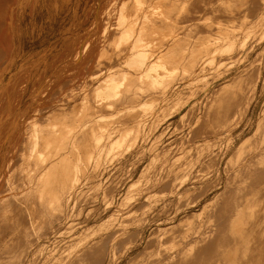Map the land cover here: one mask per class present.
<instances>
[{"label": "rangeland", "instance_id": "obj_1", "mask_svg": "<svg viewBox=\"0 0 264 264\" xmlns=\"http://www.w3.org/2000/svg\"><path fill=\"white\" fill-rule=\"evenodd\" d=\"M155 1L157 4L159 2V4L162 5L167 0H163V3L160 2L161 0ZM190 1L194 4L200 2L198 0ZM254 1L255 0L252 2L251 0L252 3L250 2L245 12L242 13L244 15L237 18V22H240L247 14L249 15L254 11V5L260 2ZM169 3L177 5L176 0H170ZM145 4L146 0H139V3L136 0H0V77L3 76L1 77L3 84L1 83L0 85V206H4L2 210L0 208V254H2L3 251L7 253L8 248H31L35 254L39 253L37 263L47 264L58 257L62 252L64 255L72 253V248L75 243L78 249L91 239H97L92 245H87V251L82 255V259L88 261L85 264H128L132 260V262L135 263L131 262V264H140L143 258L137 259L136 257V259H131L132 255L137 253L140 249L143 252L145 251V253L149 252L161 241L166 240V236L162 238L159 237L160 239L153 236L158 229L180 221L190 212L200 210L202 205L207 200H212L216 193L220 194L212 204L210 212L213 208L221 204L222 200L226 197L227 191L223 189V186L226 179L225 173L227 171H225V166L228 161L227 158L228 156H232L231 152L240 141L255 130L257 119L264 114V87L262 88L258 83L254 97L250 99L247 96V89H250L252 80L256 78L254 70L251 71L252 74L250 73L251 76L248 82L249 88H245V83H243V85L238 84V79H234V81L229 82V86L222 91L223 93L221 96H229L231 108L227 119L220 123H216L215 121L211 124L212 121L206 117L196 121L197 116L200 115L201 111L204 109V105H206V99L204 100L203 97L202 81L198 82V80L192 79L189 75L190 71H182L183 73L180 71L178 75H173L174 77L176 76L175 78L171 77L172 80H170V83L176 87L178 93L177 97H163L160 95L161 92H155L152 94V97H150L151 95L147 96L144 99L146 104L142 105V108L140 107L142 111L140 113L137 112L139 111L137 108L134 109L135 113L132 112V116L130 117H132L131 119L133 120L127 118L129 116L128 113L131 114V111H129L131 109H129L128 112H124L125 110L119 111V115H124H121L122 117L119 116L120 118L117 116L118 113L116 115L118 110L115 112V110H111L112 108H106L107 110L105 109V111L110 110L108 113L103 112V109L100 110L102 115H105V119L108 118V121L110 120L109 115H116L117 118L113 115L116 119L114 117L112 118H114L117 123L111 118L116 124L114 122L108 124L107 122L106 126L108 127L100 128V131H98L101 135L99 137V144H107L111 139L116 140L120 138L121 132H123V138H125V140L119 148L113 150L109 149L107 152L105 151L103 157L100 156L98 164L94 156L86 157L85 159L82 157L80 163L83 166L87 165L88 169L82 172V175H78L76 187L70 190V197L68 198L67 206H65V216L63 219H58L52 224H46L44 220H39L46 216L43 212L42 215L44 216L38 214L42 206L45 208L46 205L44 202H46V200L50 202H46L49 209V207H52V200L54 202L55 197L52 195H46L47 197H45L43 193L41 194L40 192L42 188H44L42 187L43 185L38 184V188L35 187V184H33L35 182L32 179L31 188H33L35 193H29L32 189L29 188L30 185H28V189L31 190L29 191L27 189L26 184L29 182L26 179V183L24 182L25 185L21 186V184H24V180L21 181V178H19L20 172H16L15 170L24 169L20 171H24L25 173L30 171L29 174L34 172L33 174L36 175H31L34 180H37L39 177L37 181L41 182L45 178L46 180L44 181L48 183L49 178L60 172L61 168H63L60 163L66 166V163L70 161L68 158H71L72 155L70 154L68 158H65L67 157L65 155L69 154L68 149L70 150L71 147L73 148L75 146L74 141L72 143V141H70L71 139H66L65 137L63 139L64 141L61 140L62 143H59V139L62 138H54L55 135L58 134V126L62 124L69 125L67 120L66 123L57 121L60 108L65 106V110L68 112L77 109H80L81 112H88L86 101L89 98H85L84 95L86 94V81H89V76H79V74H82L83 70L80 71L78 69V63L82 61L84 64L83 67H86V65L90 63L92 59L90 56L91 53L95 52L96 49L102 45V29L104 27L105 29H111L113 27L111 23L113 24V22L116 21L114 17L116 14L121 11H130L134 7L137 9L145 7V10H149L150 7L145 6ZM170 11L172 12V10ZM166 12L168 13L169 9H166ZM142 13L143 12L138 13L140 18ZM229 15L226 16V19ZM252 21L255 22V24L257 23V27L256 25H251L248 28L242 25L238 27L239 29L237 28V30L232 29L234 33L231 31V36H227V34V40L220 38H218L219 40L217 39L218 41L216 40L218 43H215L216 45L214 44L216 50L213 52L215 53L216 51V53H213V55L214 58H216V56L218 57L215 60L213 59L214 63L212 61L210 63V65L212 64L211 66L209 64L203 65L207 66L203 69L208 73L210 80L214 82L212 86L222 84L232 78L233 75H236L239 70L249 65L261 67V74L264 77V3L261 4L257 14L252 17ZM95 23L96 25H94ZM253 30L254 32H250ZM219 41L221 43H219ZM230 41H234L235 43ZM230 46L231 52L229 51ZM79 48H81V50ZM226 49H228V51H226ZM15 50L17 52H15ZM77 52H79L78 54L80 55L82 54L78 59H76V55H78ZM9 56L10 58L8 59ZM11 57H14V59H11ZM154 58L155 57H150L148 60L154 62L157 60V58H155V60ZM73 60L75 61L73 62ZM9 61L13 62H10L11 65L9 64L6 66ZM39 63L40 65H38ZM61 64H63L62 67ZM219 64L222 65V67H220ZM68 65H71L70 68ZM218 66L220 69H218ZM29 68L32 69L30 70ZM209 70L211 71L208 72ZM71 71L72 73H70ZM13 73L14 76L11 75ZM180 74L181 76L185 74L183 75L185 78L183 76L181 77ZM22 75L24 76L21 78ZM28 77L30 78L28 79ZM178 77L181 80L178 79ZM244 77L239 80H244ZM41 80L42 82H39ZM21 82L22 86H20ZM92 84L94 83L92 82ZM158 95L161 97L159 98ZM154 97L155 99H159L155 100ZM234 99L238 101L236 104H232ZM247 101H249V103L246 106ZM220 105L222 106V104ZM18 111L20 112V116L17 125L11 126L10 120H12L13 116L15 117L17 113L19 115ZM34 112H36V114H34ZM68 112L64 115V119L68 118ZM98 114L101 113L98 112ZM106 114L108 116H106ZM87 115L86 117L89 118L90 113L89 116ZM49 116H52V121V118L45 120V122L38 120L39 117ZM29 118L35 121L34 123L37 124L36 127H39L40 130L43 128L50 131L47 135L44 133L43 145L41 144L42 142L37 139V135L39 138L43 136L40 130H38L39 132L36 131L38 132L36 133L37 135H34V133H31L32 136L29 135V132L34 129V125H32V127L31 125H26L27 122H24ZM121 118L131 121H127V123L126 120L123 121ZM118 120H122L120 125ZM85 123L84 125H87ZM87 123L90 122L87 121ZM19 125L21 127H19ZM45 127H52V131L50 128ZM79 127L75 128L76 131L73 133H77L78 129L80 130ZM226 129L229 131L214 135L211 138L214 133ZM104 130H107V132ZM25 132L27 133L24 134ZM67 133L66 136L70 137V133L72 132ZM21 136H24V138L29 136L28 140L24 139V141L26 140L30 143L21 142ZM32 137H35V139H32ZM51 137L53 140L48 139ZM206 138L210 140V144H207V146L202 144ZM7 141L9 142L7 143ZM36 141L39 144H37ZM65 141L66 144L64 143ZM96 142L97 139L93 141V143ZM28 144H32L33 148ZM40 144L46 146V148L48 146L49 148H47V151L46 149L44 151L40 149L39 152H37L39 149H37V147H42ZM10 145L13 147L11 148ZM62 145H65V148L62 147ZM70 145L71 147H69ZM25 146H29V149H32V151L27 149L30 152H24V150L27 151ZM54 148H56V151L52 150ZM107 148L108 144L105 150ZM49 149L52 150V152H49ZM61 149L63 151H61ZM64 150L68 152L66 153ZM45 152H48L47 154L50 159H48L49 157L47 154L45 155ZM25 153L29 155L27 160L26 157H22ZM62 153L65 154L63 155ZM5 154L8 157H3ZM26 154L25 156H27ZM36 154L39 155V159H41L39 161L41 162L38 161V156H36ZM56 154L59 156L61 155V157H59L60 160L63 159V161L59 160V166H61V168L58 166L59 161L55 159L58 157ZM34 155L37 158L35 160ZM42 155L47 156L48 162L44 156L43 161L41 158ZM62 156L64 158H62ZM20 157H22V159H20ZM23 158L26 160L25 162H23ZM15 159H18L20 164L23 162L22 166L19 164L18 160ZM30 159H33V162ZM52 159L55 160V162L57 161L56 163H52L53 167L50 163L51 161H49ZM36 160L40 163V166L42 165V161L47 163V165L43 163L46 167L44 165H42V168L39 167V163L34 162ZM25 164H27L26 166L29 165V168L26 167ZM54 164H57L56 167ZM43 168L44 170L46 168V170L44 171ZM49 168H52V172L55 171L53 172L54 174L50 175L51 171ZM34 170L39 171L35 172ZM61 171L63 172V170ZM47 172L49 173L48 179L46 177L48 174ZM94 173L98 175L95 176ZM19 182L22 183L20 184ZM25 192L28 193L25 194ZM38 193L40 196H36ZM23 194L27 196L31 195L37 202L35 201L34 203L31 197L29 200L30 202H27L25 195V200H23ZM44 197L46 200H44ZM38 199L42 201L40 202ZM38 201L40 204L43 203L40 205ZM47 207L45 209H47ZM52 213L54 216H62L60 214L62 212H60L58 208L52 210ZM32 216L36 218H32ZM37 216L41 217L38 218ZM12 217H15L16 220L15 218L12 219ZM200 217L201 215L199 218ZM5 219H7V221ZM11 220L15 222L11 224ZM13 223L18 225L16 226L15 224L13 226ZM15 227L20 228L18 230L20 236L24 234V232L20 230L24 227V230L27 228L29 231L28 236L23 239L19 237L16 231L18 228ZM179 231L180 228L174 229V236L177 235ZM11 232L15 233L12 234ZM118 235L121 236V239L115 241L114 238ZM147 238V248H142ZM208 252V250L203 251L205 254H208ZM88 253L94 256L92 258L87 257L86 255ZM201 254L198 253V255H195L196 258L202 259ZM44 257H46V259H44ZM189 259L190 257H187L184 261H188ZM191 259H193V257Z\"/></svg>", "mask_w": 264, "mask_h": 264}, {"label": "bare ground", "instance_id": "obj_2", "mask_svg": "<svg viewBox=\"0 0 264 264\" xmlns=\"http://www.w3.org/2000/svg\"><path fill=\"white\" fill-rule=\"evenodd\" d=\"M136 1L139 3V0H136ZM162 1L163 0H161L160 2L163 3ZM169 1L170 0H167L162 5H160L159 2L157 4L155 0H146L145 6L150 7L149 10H145V7L137 9L133 6L134 8L131 9L130 11H127V12L121 11L118 14H116L114 16L116 21H114L113 24L111 23V25L113 27L111 29H109V28L105 29V27L102 29V33H101L102 45H100V47L98 49H96L95 52L91 53L90 56L92 59L90 60V63L88 65H86V67H83L84 64L82 61H80V63H78V69L80 71L83 70L82 74H79V76H81V75H88L89 76V78H88L89 81H86V85H87L86 94L85 93H84L85 95L83 94L85 96V98H89L88 100L86 99L87 100L86 101L87 102L86 108H88L87 109L88 112L87 113L85 111L81 112L80 109H77L75 111L70 110L68 112L65 110V108H66L65 106L60 108L57 121L60 123L61 122L66 123V120H67V123L69 125H63L62 124V125L58 126V134L55 135V138H54V139H56V137L58 139L62 138V139H59V141H60L59 143H62L61 140H63L65 137H66V139L67 138L71 139L70 141H72V143L74 141L75 146L72 148L71 145H73V144H71L69 146V147H71L70 150L68 149L69 152L67 151L69 154L65 155V156H67L65 158H68V156L70 154L72 155L71 158H68L70 161L67 162L65 160L67 162L66 163L67 165L66 166L62 165V163H60V161L61 160L63 161V159H61V160L59 159V157H61V155L59 156L58 154H56V155H58V157L55 159L58 161L60 160L58 162V166L61 164V166L63 168H61V166H59V167L61 168V170H63V172L59 169L61 173L58 172L59 173L58 174L57 171H59V170H57L56 171L57 174L52 175V174H54L53 172H55V171L52 172V168H49L51 171L50 175H52V176L49 178V173L47 172L48 174L46 175V177H47V179L49 178V181L47 180L48 183L44 181V180H46L45 178L43 180L41 178V180L44 182H42V181H41L42 183L38 182L37 180H39V177L37 180L35 179L36 180L35 181L32 178L33 175H36V174H33L34 172L29 174L30 171L28 173H25L24 171H20V170H24V169L19 170L16 168L17 170H15L16 172H18V171L20 172L19 178H21V181L24 180L23 183L25 182V179L29 182L26 184L27 189H28V185H30L29 188H31V182L33 180L35 182V183H33V184H35V187H37L38 184L43 185L42 187H44V188L41 187L42 188V191L40 192L41 194L43 193V195L45 197L50 196V195L55 197L54 202L52 200V204H51L52 207H49V209H48L47 204H46V202H48V201L44 197V200H46V202H44L46 205L45 208L47 207V209H45L44 206H42V209L39 210V212L38 211L37 212H38V214H41V215L43 212V213H45L44 215H46V216L42 215V216H44V218L39 219V220H41V221L44 220V222L46 224H48V223L52 224L55 221H57L58 219L64 218L65 206H67L66 204H67L68 198L70 197L69 192H70V190H73V188L76 187L78 175L81 174L82 172H85V170L88 169L87 165L83 166L80 163V160L82 159V157L85 159L86 157L94 156V158L96 159L97 164H98L100 156L103 157V154L105 153V151L107 152L109 149L113 150L115 148H119L121 146V144L124 142L125 138H123V132H121L120 138H118L116 140L111 139L108 141V143H107L108 148L106 150H105V148H106L107 144H103V145L99 144V141H100L99 137L101 135H100V133H98V131H100V128L108 127V126H106L107 122H108V124L112 123L115 121L117 116L119 117V116L123 115V114L119 115V111L125 110L124 112H128V110L131 109V110H129V111H131V114L128 113L129 114L128 117H127L128 114L126 115V117L128 119H131L132 117H130V116H132V112L135 113L134 109L138 108L139 111H137V112L140 113L142 111V110H140V107L142 108V105L146 104L144 99L150 95H151L150 97H152V94H154L155 92H161L160 95H162L163 97L165 96V97H169V98H175L178 96L176 87H174L170 83L171 82L170 80H172L171 77H173V78L176 77V76L174 77L173 75H175V74L178 75L180 71H181V73L186 72V71H190L191 74L189 73V75L191 76L192 79L198 80V82L202 81L203 93H204L203 97H204V100L206 99V105H204V109H203V111H201L200 115L197 116L196 121L197 120L199 121L202 118L206 117L212 121L211 124L215 121H216V123H220L221 121L227 119V117H228V113H229L230 108H231V104L229 103V96H225V95L221 96V94L223 93L222 91L225 90L229 86V84H228L229 82L234 81V79H236V80L238 79V84L243 85V83H245V88H249L248 82H249L250 76L252 74L251 71L254 70V73L256 74V78L254 80H252L250 89H247L248 90L247 96L250 99L254 97V93L258 87V83L261 85L262 88L264 87V77L261 74V67H259V66L255 67L254 65H249L248 67H246L242 70H239L236 73V75H233L232 78L229 77L230 78L229 80L223 82L222 84H220L218 86H212V84L214 83L213 80H210L208 73L206 72V70L203 69L204 67L205 68L207 67V66H203V65H208V64L210 65V63L213 61V59L215 60L218 57V56H216V58H214V55H213V53H214L213 51L216 50L214 44L218 43L217 42L219 40L218 38L227 40L226 37L230 35L232 29L237 30V28L241 27L242 25L249 28L251 25L257 24V23L255 24V22L252 21V17L255 16V14H257L258 10L261 7V4L264 3L263 2L264 0H255L254 2H258V1H260V2L255 4L254 5L255 6L254 11L249 15L247 14L240 22H237V18L242 17L244 15L242 13L245 12V10L249 6L251 0H198V1H200L198 4H196V3L194 4L190 0H179V2H178V0H176V4L178 2L177 5H173V4L169 3ZM171 1H173V0H171ZM252 2H253V0H252ZM106 8H107V6H106ZM166 9H169L170 13L169 12L167 13ZM170 10H172V12ZM139 12H143L141 15V18L138 14ZM229 13H230V15H229ZM227 15H229V17L226 19ZM251 15H253V16H251ZM94 20H95V18H94ZM94 25H96V23ZM213 27H215V28H213ZM256 27H257V25H256ZM97 29H98V27H97ZM250 32H254V30L250 31ZM232 33H234V31H232ZM238 38H235V39H238ZM230 42H232V41H230ZM219 43H221V42L219 41ZM11 45H13V44H11ZM75 46H77V45H75ZM12 47H14V46H12ZM232 47H233V45H232ZM9 48H8V50H9ZM81 48H79V49L81 50ZM230 50H231V46H230L229 51ZM226 51H228V49H226ZM15 52H17V51L15 50ZM221 52H222V50H221ZM221 52H219V53H221ZM14 53H13V55L15 57ZM78 53L79 52H77V54ZM215 53H216V51H215ZM10 54H11V52H10ZM86 54H87V51H86ZM75 55H76V53H75ZM81 55L80 54L76 55V59L80 58ZM42 56H43V53H42ZM14 57H11V59L12 58L14 59ZM150 57H155V58H157V60H155V58H154L155 61L151 62L148 60V59H150ZM9 58H10V56L8 57V59ZM22 59H24V58H22ZM51 60H52V58H51ZM69 60H71V59H69ZM5 61H6V59H5ZM74 61L75 60H73V62ZM10 62H13V61H9V63L7 62L8 64H6V66L9 65ZM20 62H21V60H20ZM22 63H23V61H22ZM213 63H214V61H213ZM38 65H40V63ZM62 65L63 64H61V67H62ZM70 66H69V68H70ZM218 67H216V68H218ZM220 67H222V65H220ZM220 67L218 69H220ZM12 68H13V66H12ZM16 70H18V69H16ZM210 71L211 70H209L208 72H210ZM1 73H2V71H1ZM70 73H72V71ZM186 74H188V73H186ZM11 75L14 76V73ZM11 75H9V76H11ZM27 75H28V73H27ZM183 75H185V74H183ZM23 76L24 75H22L21 78ZM180 76H181V74H180ZM1 77H3V76H1ZM1 77H0V85L2 83ZM243 77H244V80H239V79H242ZM29 78L30 77H28V79ZM37 78H38V76H37ZM215 78H217V77H215ZM178 79H180V78L178 77ZM49 81H51V80H49ZM49 81H48V83H49ZM39 82H42V80ZM45 82H46V79H45ZM92 82L94 84H92ZM59 85H61V84H59ZM20 86H22V82H21ZM38 86H39V83H38ZM31 88H32V86H31ZM19 89H20V87H19ZM37 90H39V89H37ZM5 91H6V88H5ZM200 91H201V89H200ZM38 92H40V91H38ZM19 93H21V92H19ZM22 93H23V91H22ZM35 94H36V92H35ZM29 95H30V91H29ZM32 97H33V95H32ZM158 97H159V95H158ZM19 98H21V97H19ZM159 98L155 99V97H154L155 100H157ZM31 100H32V98H31ZM29 102H30V100H29ZM237 102L238 101L234 99L232 104H236ZM48 103H50V102H48ZM248 103H249V101L246 102V106ZM27 104H28V102H27ZM220 104H222V106ZM17 107H19V106H17ZM33 108H34V106H33ZM86 108H84V109H86ZM106 108H112L111 110L112 111L115 110V112H116V110H118L116 112V115L118 113L117 116L114 114L109 115L110 116L109 121H111V122L108 121V118L105 119V115L103 116L102 112H100V110L103 109L104 110L103 112L108 113L110 110L105 111ZM242 109H243V107H242ZM17 110H18V108H17ZM30 110H33V109H30ZM8 111H9V109H8ZM27 112H28V110H27ZM36 112H34V114H36ZM66 112H68V118L64 119V117H65L64 115L66 114ZM98 112L101 114H98ZM89 113H90V116H89ZM121 113H123V112H121ZM14 114H16V113H14ZM138 114H133V115H138ZM159 114H160V112H159ZM86 115L89 116V118H87ZM113 115L116 116V118ZM142 115H143V113H142ZM19 116H20V112H19V115L17 113L15 117L13 116L12 120H10L11 126L17 125ZM106 116H108V115L106 114ZM112 117H114L115 119ZM126 117H124V118H126ZM157 117H158V115H157ZM50 118H52V116L39 117L38 120L41 122H45V120L50 119ZM111 118L114 119V121H112ZM160 118H162V117H160ZM29 119L24 121V122L25 123L27 122L26 125H31V126L34 125V127L32 126L34 128L32 131H34V132H32V131L29 132L30 133L29 135L32 136L31 133H34V135H35L36 133L39 132L38 130H40V128L36 127L37 124L34 123L35 121H32L31 119L29 120ZM151 119H152V117H151ZM52 120H53V118L51 119V121ZM102 120H104L106 122H104ZM122 120L121 121L118 120L120 122L119 125L121 124ZM125 120H126V122L127 121L129 122L133 119H131V120L125 119ZM125 120H123V121H125ZM139 120H137V121H139ZM87 121L90 123H87ZM84 123L87 125H84ZM47 125H48V123H47ZM56 125H59V124H56ZM79 125H80V127H79ZM9 126H10V124H9ZM255 126H256L255 130L252 133L248 134L243 140H241L240 143L231 152L232 156H228V158H227L228 161H227V164L225 166L226 170L224 169L227 172L225 173L226 179L224 181L225 183L223 186V189H225L227 192H226V197L224 198V200H222V203L219 204L218 206H216L215 208H213V210L210 212V208L212 207V204L216 201V199L218 198V196L220 194V193H216L214 195V197L212 198V200L211 199L207 200L202 205L200 210L190 212L189 214L184 216L180 221H177L175 223L166 225L165 227L158 229L153 234V236H156L158 238L159 237L162 238L163 236H166V238H165L166 240L161 241L159 244L156 245V247L153 250H151L149 252L145 253V251L143 252L140 249L137 253L132 255L131 259H133V258L136 259V257H137V259L143 258V260L141 261L140 264H264V114L257 119ZM19 127H21V126L19 125ZM77 127H79L80 130L78 129L77 133H73L74 131H76L75 128H77ZM45 128H50V127H45ZM42 129L40 131L42 132L41 134H43V136L39 138V136L37 134L36 135H37L38 141L42 142L41 144L43 145L44 135L49 134L50 131L48 129H46V130L45 129L42 130ZM54 130H55V128H54ZM36 131H38V132H36ZM51 131H52V129H51ZM66 131L72 132V133H70L71 134L70 137L66 136L68 134ZM95 131H97V132H95ZM104 131L107 132V130H104ZM226 131H229V130L228 129L220 130V131L214 133L211 136V138L214 135L223 134ZM26 133L27 132H25L24 134H26ZM53 136H54V134H53ZM237 136H239V135H237ZM28 137L24 138V136H21L20 141L26 143V142H28V141H26V140H28ZM24 139H26V140L24 141ZM32 139H35V137L34 138L32 137ZM32 139H31V141H32ZM48 139L53 140L52 137L48 138ZM58 139H57V141H58ZM69 139H68V141H69ZM96 139H97V142L93 143V141ZM10 140H11V138H10ZM68 141H67V143H68ZM8 142L9 141H7V143ZM7 143H6V145H7ZM28 143H30V142H28ZM64 143L66 144V141ZM37 144H39V143L37 142ZM41 144H40V146H42ZM56 144H58V143H56ZM202 144L205 146H207V144H210L209 138L204 139V142H202ZM28 145L30 147L32 146V144L31 145L28 144ZM47 145H51V144H47ZM68 145H69V143H68ZM29 146L28 147L25 146L26 150L29 149ZM59 146H60V144H59ZM230 146H231V144H230ZM12 147L13 146H11V148ZM25 147H24V149H25ZM42 147H45V148H42ZM42 147H37V149L38 148L39 149H38V151L37 150L36 151L39 152L40 149H43L42 151H44L46 149V151H47V148H49L48 146H47V148H46V146H42ZM62 147L65 148V145H62ZM32 148H33V146H32ZM56 148H59V147H56ZM56 148H54L52 150H55ZM29 150L32 151V149H29ZM29 150H27V151L24 150V152H30ZM52 150L49 149V152L50 151L52 152ZM6 151H8V150H6ZM61 151H63V150L61 149ZM61 151H60V153H61ZM226 151H227V149H226ZM19 152H21V151H19ZM33 152H34V150H33ZM57 152H59V151H57ZM64 152H66V150H64ZM47 153L45 152V155ZM25 154H23L24 156H22V155L21 156L26 157V160H27V157L29 155L26 154L27 156H25ZM30 155H31V153H30ZM9 156H10V154H9ZM36 156H38V161L41 160V159H39L38 154H36ZM36 156L34 155V160L37 159ZM43 156L44 155L41 156L42 159H43ZM47 156H48V154H47ZM47 156H44V157H46L45 159H47ZM51 156H53V155H51ZM3 157H8V156H6V154H5V156H3ZM22 157H20V159H22ZM16 158H17V156H16ZM32 158H33V156H32ZM62 158H64V157L62 156ZM48 159H50V157ZM48 159H47V162H48ZM84 159H83V161H84ZM15 160H18V159H15ZM26 160H24V158H23V162H25ZM28 161H29V158H28ZM31 161L33 162V159ZM38 161L36 160L34 162L37 163ZM43 161H44V159H43ZM43 161H42V165H44V164L47 165V163H44ZM49 161H51L50 163L53 167L52 163L55 162V160L52 159ZM5 162H6V160H5ZM18 162H19V160H18ZM23 162H21V164L19 162V164L22 166ZM39 162H41V161H39ZM50 163H49V166H50ZM27 164H28V162H27ZM27 164H25V166ZM63 164H65V163H63ZM38 165H39V167L42 168V165L40 166V163ZM46 165H44V166L46 167ZM54 165L56 167L57 164H54ZM26 167L29 168V165ZM30 167H31V165H30ZM34 167H36V166H34ZM34 167H32V168H34ZM48 167H47V169H48ZM19 168H20V166H19ZM31 169H29V170H31ZM37 169H38V167H37ZM43 170H44V168H43ZM45 170H46V168H45ZM54 170H55V168H54ZM38 171L36 170L35 172H38ZM40 174H38V175H40ZM16 175H17V173H16ZM43 175L45 176V173ZM43 175H40V176L44 177ZM94 175L96 176L98 174L94 173ZM79 179H80V177H79ZM19 183L21 184L22 182H19ZM25 183L21 184V186H24ZM20 184H18V185H20ZM31 189H28L29 191L31 190L29 193H35L33 188H31ZM39 189H40V186H39ZM26 193H28V192H25V194ZM25 194H23L22 199L25 200V198H26L27 202H30L29 200H30V197L32 198V196L31 195L27 196ZM37 195H39V193L36 194V196ZM21 196H22V194H21ZM21 196H20V198H21ZM47 199H49V198H47ZM31 200H34V203L36 201L35 198L34 199L32 198ZM38 200H40V199H38ZM41 201L42 200H40V202ZM40 202H39V204H40ZM48 203H50V202H48ZM37 205H38V203H37ZM0 208L2 210L4 208V206L1 205ZM55 208H58V210L60 212H62V213H60L62 216H54L53 215L52 210H55ZM37 212H36V214H37ZM200 215H201V217L199 218ZM33 217L36 218L35 216H32V218ZM40 217H38V218H40ZM9 218H11V217H9ZM14 218L15 217H12V219H14ZM7 219H5V220L7 221ZM15 220H16V218H15ZM30 220H32V219H30ZM36 220H38V219H36ZM12 222H15V221L11 220V224H12ZM15 224L13 223V226ZM17 225L18 224H16V226ZM15 228H18V227H15ZM24 228L22 230H20V231L24 232L23 236H20V234L18 233V230L20 228L16 229V231L18 233L17 235H19V237H22V239L27 237L29 234L28 229L26 228V230H27L26 231V230H24ZM176 228H180V231L177 233V235L174 236L175 233L173 232V230ZM13 231H15V230H13ZM11 233L13 234L15 232H11ZM120 239H121L120 235H118L114 238L115 241H119ZM96 241H97V239H91L90 241H88L86 244L82 245L78 249L76 248L77 244L75 243L74 247L72 248V253L64 255L62 252L58 257H56L58 259L54 258L53 260H51V262H49L47 264H85L88 261L83 260L82 255H84V253L87 251V247L89 245H92ZM146 241L148 242V238L144 241L142 248H147L146 247V244H147ZM70 246H72V245H70ZM111 246H112V244H111ZM9 250H10V252H9ZM54 250H55V248H54ZM83 250H85V251H83ZM205 250L209 251L208 254L203 253V251H205ZM198 253L199 254L202 253L201 254L202 259L196 258L195 255H198ZM86 256L92 258L94 255L88 253ZM38 257H39V253L35 254V252H33V249H31V248H28V249H26V247H21V248L17 247V248H11V249L8 248L7 253H4V251H3V253L0 254V264H38L37 263ZM187 257H190V259L188 261H184V259ZM192 257H193V259H191ZM44 259H46V257H44ZM132 261H130L128 264H131ZM197 261H198V263H197ZM132 263H135V262H132Z\"/></svg>", "mask_w": 264, "mask_h": 264}]
</instances>
